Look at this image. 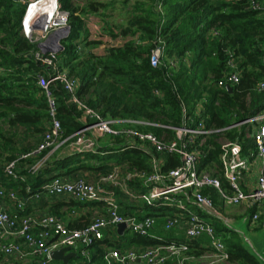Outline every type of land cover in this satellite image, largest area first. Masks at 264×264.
Segmentation results:
<instances>
[{
    "label": "trees",
    "instance_id": "trees-1",
    "mask_svg": "<svg viewBox=\"0 0 264 264\" xmlns=\"http://www.w3.org/2000/svg\"><path fill=\"white\" fill-rule=\"evenodd\" d=\"M22 1L0 0V183L23 194L22 197H29L28 188L39 193L41 187L55 177L71 176L69 180L81 178L94 183L117 165L128 167L130 171L150 170L152 153L138 148L122 151L121 140L109 138L105 140L106 146L98 148L95 153L63 158L54 156L52 159L51 155L49 157L52 150H48L23 160L18 172L23 181L13 182L5 175L6 163L37 148L51 121L48 98L39 85V76L50 78L53 69L37 60L38 44L22 34L21 21L26 9ZM60 4L69 13L70 33L62 41L63 50L58 54L57 65L59 71L78 80L76 95L80 101L102 117L116 121V129L127 127L129 121L148 123L152 126L137 124L135 127L164 141L174 139V133L166 126L177 127L184 123L183 106L188 116L197 121L195 109L202 103L208 128L229 129L206 140L201 147L204 156L200 158L199 170L216 165L222 174L221 136L241 142L243 157L252 159L256 144L253 138L246 136L250 125L240 129L233 126L251 118L264 107V95L256 91L258 83L264 81L263 10L250 9L247 0H138L128 25L122 27V34L109 28L112 37L127 40L122 46L110 47L105 54H98L93 49L102 42L89 40L85 19L107 4L88 2L84 8L77 6L74 0H60ZM159 4H162V11L158 9ZM162 46L167 58L181 59L177 70L169 69L165 64H152L153 51ZM229 53L233 54L241 77L231 92L217 84L227 71ZM155 90L160 91L162 97L157 96ZM50 92L57 101L63 138L82 129L85 125L82 114L63 85L60 82L51 84ZM29 137L37 139L34 148L23 145ZM45 158L47 161L37 173L30 171ZM162 158L164 171L181 163L174 155L166 154ZM130 186L145 192L139 182L130 183ZM223 186L228 188L225 180ZM204 193L211 197L216 207L224 205L217 190L206 189ZM116 194L125 216L144 218L132 212L136 209H143L146 216L157 218L174 213L166 208L130 206L125 195L118 190ZM191 205L187 203V206ZM191 209L204 218L210 217L196 207ZM219 211L223 212L222 209ZM17 214L27 215L25 210H18ZM253 214V211L248 213ZM212 220L216 230L223 235L230 262L260 264L238 234L223 224L217 226L216 220ZM155 237L161 241L131 233H126L116 244L101 241L93 261L101 264L105 250L103 244L125 249L175 240L169 231ZM197 243V240L189 242L195 249ZM57 263L52 261V264Z\"/></svg>",
    "mask_w": 264,
    "mask_h": 264
},
{
    "label": "built area",
    "instance_id": "built-area-1",
    "mask_svg": "<svg viewBox=\"0 0 264 264\" xmlns=\"http://www.w3.org/2000/svg\"><path fill=\"white\" fill-rule=\"evenodd\" d=\"M247 1L250 9L264 11V0ZM22 2L26 4L21 21L22 34L29 41L39 44L35 57L43 65L53 69L50 78L39 76V85L48 98L51 121L37 148L6 163L5 175L13 182L23 181L18 173L21 161L66 145L70 147V152L73 154L95 153L98 148H101V141L106 138H119L123 146L122 151L138 148L152 153L153 156L149 163L150 170L130 171L128 167L123 168L117 165L111 172L100 176L94 183L81 178L69 180L64 177H55L42 186L39 193L28 188L27 192L31 194L29 197L20 198L14 190H7L0 183V252L7 259L16 256L22 260L28 255H41L42 260L34 264H52V252L62 248L73 249L80 246L81 261L77 264H98L92 261L89 248L103 239L105 229L116 231L119 225L125 224L126 231H130L133 235L160 240L152 235V230L157 225L156 217L145 216L138 219L136 216H125L121 213V206L116 197V190H120L127 198L141 201L147 206L174 210V213L166 217L164 230L171 231L174 228L185 226V241L158 243L142 246V248H110L104 251L101 264L228 263L230 255L223 235L216 230L212 221H207L201 215L191 211L187 203L196 205L204 213L208 211L219 214L211 197L204 193L206 189H215L220 193L225 206H238L246 203L248 210L254 211V214L247 215L244 219L250 226L259 229L262 227L260 225L261 215L255 209L264 204V169L258 174L251 190L244 192L241 189L240 176L242 172L251 169L252 163L248 158L243 157L241 142L228 140L224 144L220 143L222 174L217 175L199 170L200 158L204 156L201 147L206 140L213 135L224 134L229 129L208 128L205 117H203L205 109L202 103L198 104L195 113L197 121L188 116L183 106L184 123L177 127H165L174 133V139L170 141H164L151 132L135 127L137 124L152 126L148 123L129 121L127 127L116 129L114 127L116 121L102 117L79 100L76 95L78 80L70 77L66 72L59 71L57 60L58 54L63 50L62 40L70 33L69 13L62 9L60 0ZM158 9L162 11V4L158 5ZM46 10L51 11L47 21ZM30 12L32 18L27 23L26 19ZM61 20L64 26L61 29H54L55 24ZM40 39L45 41L41 43ZM229 55L227 71L217 83L218 87L223 89H227L228 86L233 88L241 80L235 58L232 53ZM180 63L179 58H167L164 46L153 51L152 64L154 66L165 64L169 69L177 70ZM55 82H60L64 90L72 96L82 114L81 120L85 124L82 129L66 138H63L62 124L57 116V101L50 92V86ZM256 91L264 95V81L258 83ZM155 94L162 97L160 91L155 90ZM240 125H250L249 133H252L256 144L254 155L257 159L264 161V107L251 118L238 123V126ZM166 154L179 157L180 165L164 171L162 167L165 162L162 156ZM46 161L47 158L40 160L30 168V171L37 173ZM223 180L228 185L227 189L223 186ZM134 182H139L145 192L131 187L130 183ZM42 194L48 197L70 195L74 201L79 203H101L105 213L83 228L72 229L52 214L19 215L5 210L2 206V200L9 199L15 202L19 212H24L28 198H40ZM204 237L209 241V249L197 251L191 248L189 242Z\"/></svg>",
    "mask_w": 264,
    "mask_h": 264
},
{
    "label": "crops",
    "instance_id": "crops-1",
    "mask_svg": "<svg viewBox=\"0 0 264 264\" xmlns=\"http://www.w3.org/2000/svg\"><path fill=\"white\" fill-rule=\"evenodd\" d=\"M136 1H138V0H132V4L134 5V3ZM74 2L80 8H84L88 2H99V3L107 4V6L104 7V8H107V10L110 9V7L108 8V6L109 5H112L111 0H109V1H104V0H74ZM44 8H46V7H44ZM131 10H132V8H130L129 11H128V15L129 16H131ZM49 13H51V11H48V10L45 11V14H48L49 15ZM28 16L32 17V13L30 12L28 14ZM94 16L87 15L86 16V19H85V22L87 23L88 19L92 20V18ZM119 22L121 24H124V22H126V21H124L122 19H119ZM125 25H127V24H125ZM86 28L88 29L87 30L88 32L91 29L89 27V25H86ZM99 33L96 35V37H94L91 34L90 40H93V41L94 40H97V39L102 40V38H98L97 37L99 35ZM108 41L109 42H112L113 39L111 37H109V40ZM97 48H99V47L97 46L95 49H93V51L95 53L96 52L99 53ZM90 50L92 51V49H90ZM196 110H197V107L195 109V112H196ZM242 126H244V125L238 126V124H237L234 127L240 129ZM246 136L248 138H252V135L249 133V127L246 129ZM225 139H226V137H225ZM104 143H102V141H101V144H100L101 145V148H104V145H103ZM101 151H103V150H101ZM99 154H102V152H99ZM50 155H51V158L52 159H53L54 156H56V158H63V157H66V156L73 155V152H70V147L68 145H66V146H63V147H60V148L55 149L54 151H52L49 154V157H50ZM249 160L252 163L251 169L249 171L242 172V174L240 176V185H241V189L244 192H249L251 190V188L253 187V185L255 183V180H256L258 174L264 169V161H262L260 159H257L255 155L252 157V159L249 158ZM208 168H213L210 171V173L217 174V175L220 174V172L217 169L216 165H213V166L211 165ZM208 168H206L203 171H208ZM220 171H221V167H220ZM68 177H71V176H68ZM68 177H65V178L69 179ZM44 180H46V178ZM5 188L7 190H14L15 191V189L9 188L8 186L7 187L5 186ZM118 191H120V190H118ZM15 192H17V191H15ZM18 195H19V197H22L23 194H19L18 193ZM116 197H117L118 202L120 203L119 196L117 195ZM127 199H128L127 201L130 202L129 205L130 204H134V205H139V207L141 205H145L141 201L131 200L129 198H127ZM28 200L29 201L25 205V211H26L27 214H30L32 216H42V215H45V214L56 215L67 226H69L70 228L74 227L73 229L82 228L85 225L89 224L93 219H95L97 217H101L105 213L104 212L103 205L101 203H83V204L81 203V205H80L78 202L74 201L73 198L70 195H61V196H57V197H48L45 194H42L40 198H28ZM73 202H76V203H73ZM2 206L5 208V210H7V211H9L11 213H17L18 212V209H17L16 204L13 201L9 200V199L2 200ZM192 207H196V208H198V207L196 205H194V204H192L191 206H188V208L191 211H193V212L196 213V211L194 209H191ZM234 207L238 208V210H240L241 212H239L238 216H234L233 218H228V217L224 216L228 220H231V221H234V222L235 221H242V220H244V218L250 212V210H248V207H247V204L246 203H242V204H240L238 206H234ZM216 208L218 209V211L220 209H222L221 206H217ZM255 210L258 211L260 213V215H261V217H260L261 218L260 225L262 227L259 228V229L260 230H264L263 229V226H264V204H262L259 208H256ZM132 212L135 213V214H141L142 216H146L147 215V212L144 211L143 209H139V211L136 209V210H133ZM159 214H160V212H159ZM169 215H170V213H167L165 216H163L161 218H157L156 217V219H157V225L152 230V235L153 236L160 237L161 234L165 231L164 230V224H165V221H166V217L169 216ZM206 220L207 221H211V219H207V218H206ZM169 232H171L173 234V236L175 238L174 241L182 242L183 240H185V226H181L179 228H174V229H172ZM126 233H127V231H125V233L121 236L118 233V230L115 231L114 229H105L103 231V235L104 236H103V239L101 241L102 242H111V243H115L116 244V243H119L121 241V237H123L124 235H126ZM197 241H198V243H197L198 246H196L197 247L196 248L197 251H201L202 249L203 250H206V249H209L210 248L209 241H208L207 238L204 237V238L198 239ZM98 243L99 242H97L95 245H93L92 247L89 248V254L91 256L92 261L95 258L94 257V253H95V251L97 249L96 248L97 245H99ZM132 247H141L142 248V246H132ZM132 247H129V248H132ZM102 248H104L105 249L104 251H106L107 249H110V248H118V247H114V246L113 247H108V246H106V245L103 244ZM198 248H201V250L198 249ZM125 249H128V248H125ZM80 250H81V247L78 246V247L73 248L69 252L70 254L71 253H74L76 255H73L69 259V261H68L67 264H77L78 262L81 261V258H80V255H79ZM25 251H28V250L25 249ZM41 260H42V256L41 255L40 256H38V255L37 256L28 255L27 258L22 259V260L21 259H18L16 256H13V257L7 259L0 252V262H3V263H10L11 262V264H34V263H36V261L39 262ZM57 262H58L57 264H64L61 261H57ZM93 262L94 263H98L97 261H93Z\"/></svg>",
    "mask_w": 264,
    "mask_h": 264
},
{
    "label": "rangeland",
    "instance_id": "rangeland-1",
    "mask_svg": "<svg viewBox=\"0 0 264 264\" xmlns=\"http://www.w3.org/2000/svg\"><path fill=\"white\" fill-rule=\"evenodd\" d=\"M24 1H26V0H24ZM104 1H109V0H104ZM111 2H112V5L108 6V8L110 7L109 10H107V8H104V9L103 8H99L96 13L91 14V16L95 15L92 18V20L88 19V21L86 23V25H89V27L91 28L90 31L88 32L89 40H90L91 34L94 37H96V35L100 32L99 35L97 36L98 38H102V40L97 39V41L102 42V45H103V46L102 45H98L99 48H97V49H98V52L100 54H105L106 51L110 47H118V46H122L124 44V42L127 39L123 40L124 39L123 37H117V38L112 37V35H111L112 33H110L109 28H111L117 34L118 33L122 34V32H121L122 27L125 24L128 25V21H129V19L131 18L132 14H133L134 5L132 4V0H128V1H126V0H111ZM130 8H132L131 16L128 15V11H129ZM30 18L31 17L28 16L27 22L30 20ZM119 19H122V20H124L126 22H124V24H121L119 22ZM127 25H125V26H127ZM63 26H64V23H62V20H61V21H59V22H57L55 24L54 29H57V28L61 29ZM109 37H111L113 39L112 42L108 41ZM44 41L45 40L40 39L41 43L44 42ZM91 41H93V40H91ZM250 130H252V128H250ZM250 134H252V133L250 132ZM219 138H220L219 142L221 144H224V143L228 142V140L225 139L224 136H221ZM107 139L108 138H106V140ZM36 142H37V139L35 137H29L27 139V141L23 145L24 146H29L30 148H34V145H35ZM104 142H105V140L102 141V143H104ZM212 169L213 168H208V172H210ZM221 207H222L223 212H218V213L219 214L221 213L223 216H226L228 218H233L234 216H238L239 212H241L240 210H238V208H236L234 206H225V205L223 206V205H221ZM206 218L207 219H211V217H206ZM212 219H211V221L213 222ZM215 224L217 226H220L223 223L216 220ZM239 224H241V221H235L234 225L240 227L243 230L244 234L247 236V238L251 240V242L253 244V249L255 251L263 254V256H264V235L262 234L263 230L253 228L252 226H250L248 224V222H247V225H239ZM127 234H130V231H127ZM261 241L263 242L262 244H260ZM0 264H11V262L10 263L0 262ZM223 264H237V263H233V262L229 261L228 263H223Z\"/></svg>",
    "mask_w": 264,
    "mask_h": 264
},
{
    "label": "water",
    "instance_id": "water-1",
    "mask_svg": "<svg viewBox=\"0 0 264 264\" xmlns=\"http://www.w3.org/2000/svg\"><path fill=\"white\" fill-rule=\"evenodd\" d=\"M227 90L231 92L233 90V88L228 86ZM205 213L208 216H210L211 218L222 222L224 227H226L229 231L238 234L241 237L244 246L251 252V254L259 261L260 264H264V256H263V254L255 251L253 249V244H252L251 240L247 238V236L244 234L243 230L240 227L234 225L235 224L234 221L228 220L227 218H225L221 214H215V213L208 212V211H206ZM239 225H247V221L244 219V220L241 221V224H239ZM125 231H126V225L125 224H121V225L118 226V233L121 236L125 233ZM262 234L264 235V230H263ZM262 243L263 242L261 241L260 244H262ZM71 250H72L71 248L67 247V248H62L60 250L54 251L51 254V258H52L53 261H61L64 264H67L69 259L73 255H76L74 253L70 254L69 252Z\"/></svg>",
    "mask_w": 264,
    "mask_h": 264
},
{
    "label": "bare ground",
    "instance_id": "bare-ground-1",
    "mask_svg": "<svg viewBox=\"0 0 264 264\" xmlns=\"http://www.w3.org/2000/svg\"><path fill=\"white\" fill-rule=\"evenodd\" d=\"M46 15V21H47V19H48V17H49V15L48 14H45ZM28 18V17H27ZM32 18V17H31ZM30 18V19H31ZM26 22H27V19H26ZM28 23V22H27Z\"/></svg>",
    "mask_w": 264,
    "mask_h": 264
}]
</instances>
